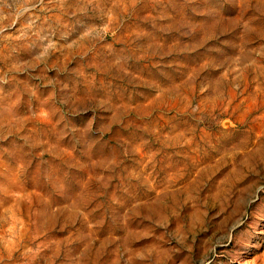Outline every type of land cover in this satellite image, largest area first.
Returning <instances> with one entry per match:
<instances>
[{"label":"rangeland","instance_id":"obj_1","mask_svg":"<svg viewBox=\"0 0 264 264\" xmlns=\"http://www.w3.org/2000/svg\"><path fill=\"white\" fill-rule=\"evenodd\" d=\"M0 264H264V0H0Z\"/></svg>","mask_w":264,"mask_h":264}]
</instances>
